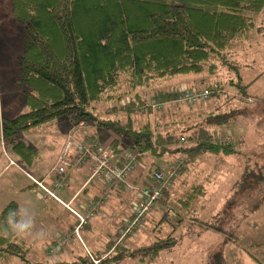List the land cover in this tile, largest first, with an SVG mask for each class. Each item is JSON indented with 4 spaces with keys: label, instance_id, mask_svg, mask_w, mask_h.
Wrapping results in <instances>:
<instances>
[{
    "label": "trees",
    "instance_id": "obj_1",
    "mask_svg": "<svg viewBox=\"0 0 264 264\" xmlns=\"http://www.w3.org/2000/svg\"><path fill=\"white\" fill-rule=\"evenodd\" d=\"M263 5L264 0H10L13 19L24 31L17 67L19 81L26 87L22 100L28 111L1 119L0 140L7 142L12 153L24 163H30L35 150L11 139L26 129L73 115L75 121L84 119L102 133L107 131L120 137L137 151V162L146 157L183 155L177 174L185 173L190 163L205 154L236 153L232 141L217 140V130L212 128L236 118L240 111L209 112L194 128V135L186 136L180 129L156 131L148 123L134 127L131 113L139 107L150 111L143 101L129 102L123 121L111 117L109 112L98 118L92 113L93 105L102 96H110L109 92L116 90L121 80L135 88L178 74L213 73V62L224 57L221 51L253 28L254 16ZM179 87L157 89L153 99L174 100ZM219 89L217 82L205 87L208 97L218 98ZM239 92L242 94L245 89ZM180 106L171 108L178 110ZM180 134L184 135L180 140L185 145H178ZM95 136L96 132L84 138L100 143L106 140L100 136L99 141ZM112 148L122 150L113 143ZM158 167L149 163L142 175L135 174L133 183L144 186L153 182L152 173ZM263 178L261 173L250 170L239 182L252 180L259 184ZM169 192L164 191L158 200L163 207L168 204ZM202 194L203 187L193 185L179 203L190 207ZM17 207L13 201L7 203L0 210V220ZM165 218L166 213L162 212L161 219ZM170 239H159L154 247ZM125 251L123 247H113V257L120 260L139 256L138 251ZM28 252L22 238L0 235V264H26ZM71 264L92 263L85 255ZM208 264H224V257L215 252Z\"/></svg>",
    "mask_w": 264,
    "mask_h": 264
},
{
    "label": "rangeland",
    "instance_id": "obj_2",
    "mask_svg": "<svg viewBox=\"0 0 264 264\" xmlns=\"http://www.w3.org/2000/svg\"><path fill=\"white\" fill-rule=\"evenodd\" d=\"M253 24L246 35L231 41L221 51L224 59L213 62V73L178 74L155 79L147 87L135 88H130L121 80L117 89L109 92L110 96H102L93 105L92 113L97 114L98 118L109 112L111 117L123 121L129 102L134 100L150 104L157 89L182 85L188 89L203 90L207 84L217 82L221 88L219 97H208L205 104L198 103L191 107L181 105L178 110L165 105L162 109H150L149 112L141 107L136 108L130 115L134 127L140 128L148 123L156 131L180 129L184 135L193 136L194 128L209 112H241L227 123L212 128L217 130V140L232 141L236 153L205 154L190 163L185 173L177 174L170 186V190L172 185L173 189L169 192L168 204L163 207L158 201L141 226L124 242L125 252L138 251L139 256L128 257L122 264H208L215 252L221 253L224 264H264V178L259 184H254L252 180L239 182L244 173L250 170L264 176V5L254 16ZM23 33V27L13 19L10 0H0V114L7 119L28 111L22 100L26 87L19 81L17 67V57L23 49ZM241 88L245 89L242 94L239 92ZM13 102L16 104L14 115L7 111ZM73 117L67 115L53 124L26 129L17 133L12 140H23L33 145L37 149L36 162L49 161L61 146L62 131L71 121L76 123L79 120L75 121ZM80 120L83 124L81 127L74 128V123H71L73 128L70 130L77 138L92 136L96 132L95 139L100 141V136H104L106 140L102 142L111 147L113 143L118 148L131 149L115 134L102 133L95 124ZM198 121L199 124L196 123ZM184 135H179L178 145H185L180 140ZM183 158L181 154H174L165 159L146 157L140 162L148 167L149 163L160 165L164 161L174 162ZM193 185H201L203 194L190 207H183L179 199L185 197ZM123 193L116 194V197L120 195L126 199L129 196L130 202L131 193ZM114 199L111 195L108 204H113ZM116 207L112 212L108 210V205L102 209L106 214L102 220L104 240L123 223L130 211L128 202L127 209L120 205ZM33 211L35 226L40 225L39 228L44 227L48 231L54 230V227H50L54 216L58 223L64 218H72L53 201H48L47 205L40 204ZM162 212L166 213L165 220L161 219ZM53 235L56 237L57 232ZM168 236L171 239L167 243L154 247L155 242ZM23 240L27 247H37L40 252L37 264L45 263L43 255L47 261L51 259L47 256L51 254L49 243L34 244L29 239ZM66 248L63 254L69 253ZM76 248H79L76 249L77 253L83 256L81 247ZM71 260L68 258L65 261ZM13 262L17 264V261Z\"/></svg>",
    "mask_w": 264,
    "mask_h": 264
},
{
    "label": "built area",
    "instance_id": "obj_3",
    "mask_svg": "<svg viewBox=\"0 0 264 264\" xmlns=\"http://www.w3.org/2000/svg\"><path fill=\"white\" fill-rule=\"evenodd\" d=\"M207 100L208 92L205 89L190 90L182 87L179 88L176 99L166 101V103L153 99L150 104L145 106L159 110L165 105L170 107L177 104L193 106L198 103L205 104ZM82 125L80 121L75 124L77 127ZM137 155L138 153L134 149H122L117 152L107 144L100 143L94 139L84 138L83 136L79 139L74 131L70 130L66 135L55 165L49 172V176H54L51 188H47L41 181L29 177L31 182L43 191L45 197L58 202L73 215L69 236H73L81 244L86 257L92 264H100L106 255L94 257L84 245L81 231L91 220L105 217L102 209L107 203V194L101 195L97 200H90L82 212H77L70 208L68 204L63 203L54 194L53 190L65 188L67 183L65 175L68 171L81 169L85 172L88 181L97 180L110 191L121 187L123 192L131 193L129 216L119 226L113 240V247H123L125 240L132 236L141 226L143 219L154 208L163 192L170 190L172 180L177 175L181 164V160L161 163L152 173L154 181L140 186L133 183L134 179H136L135 169L142 167L139 161H136ZM138 180L141 179L138 178ZM65 241L66 237L58 239L53 248L49 250V253L52 254Z\"/></svg>",
    "mask_w": 264,
    "mask_h": 264
},
{
    "label": "crops",
    "instance_id": "obj_4",
    "mask_svg": "<svg viewBox=\"0 0 264 264\" xmlns=\"http://www.w3.org/2000/svg\"><path fill=\"white\" fill-rule=\"evenodd\" d=\"M182 87L183 86L180 85L179 88ZM15 109H16V104L13 102L9 105L7 111L8 113L14 115ZM0 117H1L0 118V124H1V119L4 117H2L1 114ZM71 123H74V127H77L75 126L76 123L74 121H71L70 125L65 127V129L62 131V135L64 136L61 146L49 161L36 162L37 149L33 145H30L26 141L22 140L23 143H25L29 147H32L35 150L34 155L31 157V162L26 164L19 157H17L12 153L11 147L10 145L7 144V142L4 144L3 141L0 140V210L7 203L11 201L15 202L17 206L18 204L30 203L32 209H35L40 204L45 203V205H47L48 201H53L55 204L59 205L65 211H67L68 214L71 215V217L73 216L61 204H59L58 202L54 201L51 198L45 197L43 191L38 186L34 185L29 178L31 177L37 181H41L42 184H44L47 188H51V183L54 176L53 175L49 176V172L55 165L56 159L61 151L66 135L70 132V129L73 128ZM0 133H1V126H0ZM139 163L141 164L142 167H137L135 169L136 175H142L144 173V169H146L147 167L144 166L140 161ZM65 179L67 180L66 181L67 187L62 188L60 190H53V192L63 203L68 204L70 208L74 209L77 212H82L83 208L90 200H97L103 194H107L108 196L105 207L108 205V210L110 212H112L114 209H117L118 208L116 207L117 205L125 206V208L127 209V202L129 207V196L126 199L122 198L120 196L121 194H124L122 190L115 189L110 191L106 189L101 184V182L97 180L88 181L85 172L81 169H74L68 171L65 175ZM172 189H173V185L170 190V193ZM116 194H120L118 198L116 197ZM111 195L112 197H115L114 203L108 204ZM128 216L129 213L126 215L125 218H127ZM64 219H63L64 221L61 220L60 223H58V220H56V216H54L53 217L54 222L51 223L50 226L51 228L54 227V230L48 231L46 229L49 233V236L48 239L45 241V243L50 244L49 249L53 248L54 244H56L58 239L66 237V241L61 243L59 245V248L57 250H54L52 254L47 255L45 253V255L51 257V259L54 260L55 264L73 263L76 260V258L80 256L76 250L79 249L76 248L77 246L81 247V249L84 251V248L81 246V244L73 236L71 237L69 236L70 223L73 222V217L70 218L71 220L70 219L67 220V218ZM103 219L104 218H95L91 220L89 224L82 229L81 231L82 241L86 246L87 250L90 251V253L94 257H102L106 255V257L100 262V264H122L126 258L128 259V257H125L120 260H118L119 257H113V249L111 246L113 245V240L119 226L115 227L114 231L110 235H108V239L104 240L103 234L105 232V228L102 222ZM39 227L40 225H38L36 228L39 229ZM54 232H57L56 237H54L53 235ZM29 242L33 243L31 240H29ZM66 244L69 245L68 249L66 248L67 247ZM28 248H29V252L27 255L28 262L26 264H37L38 259L41 257L40 252L36 249L37 247L31 248V246L29 245ZM65 248L68 250L69 253L63 254ZM30 249H34L35 251H31ZM83 256H85V251L83 252ZM43 257L45 262L44 264H48L49 260L47 261L44 255ZM68 258L69 259L71 258L73 261L72 260L70 262L65 261Z\"/></svg>",
    "mask_w": 264,
    "mask_h": 264
},
{
    "label": "clouds",
    "instance_id": "obj_5",
    "mask_svg": "<svg viewBox=\"0 0 264 264\" xmlns=\"http://www.w3.org/2000/svg\"><path fill=\"white\" fill-rule=\"evenodd\" d=\"M15 235L18 238L29 239L34 244H42L48 239L49 233L44 228H36L35 214L30 203L18 204L10 209L6 217L0 220V235ZM48 264H55L49 259Z\"/></svg>",
    "mask_w": 264,
    "mask_h": 264
}]
</instances>
